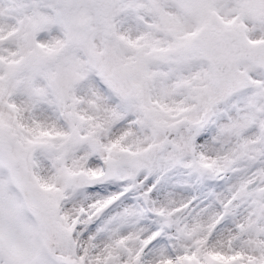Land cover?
I'll list each match as a JSON object with an SVG mask.
<instances>
[{
	"label": "snow or ice",
	"instance_id": "6c2138e0",
	"mask_svg": "<svg viewBox=\"0 0 264 264\" xmlns=\"http://www.w3.org/2000/svg\"><path fill=\"white\" fill-rule=\"evenodd\" d=\"M0 264H264V0H0Z\"/></svg>",
	"mask_w": 264,
	"mask_h": 264
}]
</instances>
